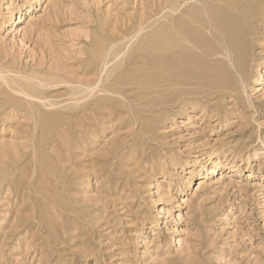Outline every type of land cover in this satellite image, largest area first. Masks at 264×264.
<instances>
[{
	"label": "rangeland",
	"instance_id": "374dc122",
	"mask_svg": "<svg viewBox=\"0 0 264 264\" xmlns=\"http://www.w3.org/2000/svg\"><path fill=\"white\" fill-rule=\"evenodd\" d=\"M190 3L0 0V264H264V7L183 69Z\"/></svg>",
	"mask_w": 264,
	"mask_h": 264
},
{
	"label": "bare ground",
	"instance_id": "6f19581e",
	"mask_svg": "<svg viewBox=\"0 0 264 264\" xmlns=\"http://www.w3.org/2000/svg\"><path fill=\"white\" fill-rule=\"evenodd\" d=\"M182 1L188 2L191 0ZM193 1L197 3H190V7L188 9L187 7L184 8L181 12L183 15L186 14L188 19L177 20V17H174L171 20L169 19V24L166 23V34L168 36L167 52L170 59H172L173 65L180 66L183 69L188 68L191 64H194L197 58L194 57V60L192 59L193 53L201 56L203 61H217L219 59L216 57L223 55L229 59L228 63H232V67L235 70L241 72V63L247 57L248 45L251 43L253 35L257 34L258 24L262 17L260 10L264 7V0ZM212 5L220 8L222 13L223 10L228 12L231 17H226V19L223 15H220L211 18L208 9L212 10ZM180 8L181 6H177L173 10H180ZM192 8H197L200 13L193 11L194 9L192 10ZM203 76L214 77L203 74L199 77V80ZM171 77L176 80L180 77L175 82L177 84H201L199 80L191 81L190 79L194 80L193 77L184 71L172 72ZM175 79L174 81H176ZM183 93L189 94V91L184 90Z\"/></svg>",
	"mask_w": 264,
	"mask_h": 264
}]
</instances>
